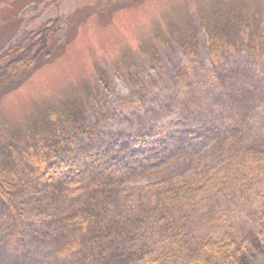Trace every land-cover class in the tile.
Returning <instances> with one entry per match:
<instances>
[{"label":"trees","instance_id":"obj_1","mask_svg":"<svg viewBox=\"0 0 264 264\" xmlns=\"http://www.w3.org/2000/svg\"><path fill=\"white\" fill-rule=\"evenodd\" d=\"M233 14L237 22L199 15L171 34L184 56L167 77L159 50L147 72L128 59L120 78L136 104L128 101L122 126L108 138L98 131L109 117L98 92L65 104L57 116L45 111L27 143L4 150L2 210L31 221L43 264H250L247 236L218 226L200 234L209 221L202 211L211 210L207 202L217 200L228 176L222 173L264 181V32L245 38L249 25ZM61 34L58 18L20 31L0 52V98L48 62ZM257 222L264 229L263 208Z\"/></svg>","mask_w":264,"mask_h":264},{"label":"rangeland","instance_id":"obj_2","mask_svg":"<svg viewBox=\"0 0 264 264\" xmlns=\"http://www.w3.org/2000/svg\"><path fill=\"white\" fill-rule=\"evenodd\" d=\"M212 13L237 22L231 15L234 13L235 19L242 17L249 25L243 27L245 38L249 33H255L256 39L262 37L264 0H0V52L23 29L35 30L49 19L58 18L62 24L58 45L48 62L0 98V157L4 150L14 152L13 146H21L20 141L27 143L32 122L43 121L45 111L57 116L65 104L86 102L88 95L98 97V92L109 116L101 121L98 131L101 138H108L130 111L128 101L136 102V95L120 78L127 73L128 59L147 72L155 66L152 50H159L164 67L161 76H169L174 62L184 56L171 34L184 31L197 16ZM205 39L200 33L202 60L206 56ZM98 71L107 75V82L100 79ZM32 142L38 146L37 141ZM222 174L228 176L218 189L222 191L217 200L207 202L211 210L202 211L209 221L200 234H206L207 227L218 226L236 237L247 236L251 240L249 263L264 264V229L257 222L264 209V181L254 175L233 179L228 173ZM21 200L12 198L17 205ZM168 253L175 255L171 250ZM44 259L42 241L31 221L17 220L13 214L5 216L0 204V264H43Z\"/></svg>","mask_w":264,"mask_h":264}]
</instances>
